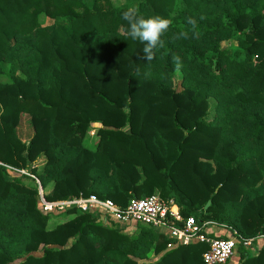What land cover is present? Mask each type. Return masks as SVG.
Here are the masks:
<instances>
[{
  "label": "trees",
  "instance_id": "16d2710c",
  "mask_svg": "<svg viewBox=\"0 0 264 264\" xmlns=\"http://www.w3.org/2000/svg\"><path fill=\"white\" fill-rule=\"evenodd\" d=\"M119 3L0 0V264H204L205 244L168 248L164 233L74 207L44 213L36 180L48 202L172 200L219 228L209 237L236 239V264H264V246L251 253L264 236V0ZM131 6L171 20L150 62L126 35Z\"/></svg>",
  "mask_w": 264,
  "mask_h": 264
},
{
  "label": "built area",
  "instance_id": "2783aa9c",
  "mask_svg": "<svg viewBox=\"0 0 264 264\" xmlns=\"http://www.w3.org/2000/svg\"><path fill=\"white\" fill-rule=\"evenodd\" d=\"M36 182L40 195V208L44 213L61 212L74 207L81 212L99 213L105 224L124 227L129 233H132L135 226L138 225L164 233L173 240V243L168 244V248L174 243L177 245L205 244L208 248L202 255L204 264H227L234 254L236 239L209 237L207 232L212 231L215 224L212 222L200 224L193 217L183 219L172 200L163 201L158 195H152L132 200L125 208L119 207L111 200H102L95 195L48 202L43 197L42 187L37 180ZM259 238L264 239V236L257 239ZM241 242L245 247L252 246V240L243 239Z\"/></svg>",
  "mask_w": 264,
  "mask_h": 264
},
{
  "label": "clouds",
  "instance_id": "9594fccd",
  "mask_svg": "<svg viewBox=\"0 0 264 264\" xmlns=\"http://www.w3.org/2000/svg\"><path fill=\"white\" fill-rule=\"evenodd\" d=\"M113 2L116 7H120L119 0H113ZM121 17L127 22V37L144 45L141 59L148 62L152 61L156 50L164 45L162 37L168 32L171 20L160 16L145 18L139 14L136 6L127 7L122 11ZM189 23L194 25L195 21L189 19ZM172 63L176 72L179 73L183 66L181 58L173 55Z\"/></svg>",
  "mask_w": 264,
  "mask_h": 264
},
{
  "label": "rangeland",
  "instance_id": "374dc122",
  "mask_svg": "<svg viewBox=\"0 0 264 264\" xmlns=\"http://www.w3.org/2000/svg\"><path fill=\"white\" fill-rule=\"evenodd\" d=\"M42 24L43 25H48L51 23L50 20L48 19H42ZM175 84L176 86L178 85V74L176 75V79H175ZM211 103V107L213 106V103ZM97 125H93V128L89 130L88 134H87V137H86V143L90 146V147H94V144L97 140V135H96V130L94 129V127H96ZM32 128L30 126V122H29V117L27 115H22L21 119H20V125L18 127V135L19 137L23 140V141H26L28 140L29 137H31L32 135ZM43 162H44V159L41 158L39 159L38 163L36 164V167L38 168V170H41L42 169V165H43ZM5 167L7 168V171H8V175L13 177V176H20L22 174H26L27 176H31L30 174L27 173L26 170H19L17 168H14L12 166H8V165H5ZM31 178H33V176H31ZM37 183V182H36ZM51 187V186H50ZM41 188V187H40ZM42 189V188H41ZM44 193V190L42 189V194ZM55 215L49 217L50 220H54L55 219ZM70 216L68 215H64V217H61L59 216V218L57 219L58 222H62L63 220L65 219H68ZM219 228H215V230L217 231ZM256 243H255V248L257 249L258 247L260 246H264V239L262 238H259V239H256ZM252 252H256L255 249L254 250H251V253ZM237 258H238V254L235 252L234 250V254L233 256L231 257V259L227 262V264H236L237 262Z\"/></svg>",
  "mask_w": 264,
  "mask_h": 264
},
{
  "label": "water",
  "instance_id": "95a60500",
  "mask_svg": "<svg viewBox=\"0 0 264 264\" xmlns=\"http://www.w3.org/2000/svg\"><path fill=\"white\" fill-rule=\"evenodd\" d=\"M211 202L208 201L207 204L205 205V209H207L210 206Z\"/></svg>",
  "mask_w": 264,
  "mask_h": 264
},
{
  "label": "crops",
  "instance_id": "0c3cea01",
  "mask_svg": "<svg viewBox=\"0 0 264 264\" xmlns=\"http://www.w3.org/2000/svg\"><path fill=\"white\" fill-rule=\"evenodd\" d=\"M212 231L215 233V232H218L219 229L216 231L215 228L213 227ZM260 247H261V246H260ZM258 248H259V247H258ZM255 250H257V249H255ZM233 264H234V263H233Z\"/></svg>",
  "mask_w": 264,
  "mask_h": 264
}]
</instances>
